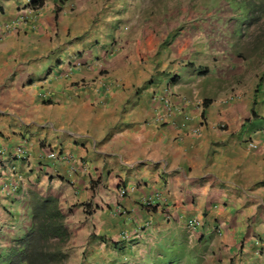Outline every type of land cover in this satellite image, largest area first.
Listing matches in <instances>:
<instances>
[{
    "label": "crops",
    "instance_id": "0c3cea01",
    "mask_svg": "<svg viewBox=\"0 0 264 264\" xmlns=\"http://www.w3.org/2000/svg\"><path fill=\"white\" fill-rule=\"evenodd\" d=\"M30 1L0 0V24ZM108 13L105 0H45L0 39V149H29L0 157V257L31 229L37 192L66 214L65 264H163L168 241L187 248L179 263L264 264V76L196 63L181 31L148 29L141 65L140 38L119 37ZM198 215L222 233L190 232L182 219Z\"/></svg>",
    "mask_w": 264,
    "mask_h": 264
},
{
    "label": "rangeland",
    "instance_id": "374dc122",
    "mask_svg": "<svg viewBox=\"0 0 264 264\" xmlns=\"http://www.w3.org/2000/svg\"><path fill=\"white\" fill-rule=\"evenodd\" d=\"M105 1L107 12L109 10L108 17L113 18V30L118 31L119 37L128 34L135 41L140 38L143 45L138 52L139 58L143 60L141 65L146 64L144 53L149 40L148 29H155L159 36L166 34V31H181L183 37L194 43L195 51L198 52L196 63H202L208 68L222 59L233 66L229 69L236 70L237 66L242 69L239 79L247 77L250 80L264 76V12L260 18L253 12L264 7V0ZM111 10L116 18L111 15ZM252 17L258 18L250 21ZM170 40L169 37L167 42ZM116 42L118 46L122 42L121 38ZM110 48L111 44L107 45V49ZM135 49L134 45L129 47L131 53H135ZM179 246L173 241L162 245L166 254L163 264L195 263L188 258L179 263L180 253L187 250ZM203 261L198 264H215L212 258Z\"/></svg>",
    "mask_w": 264,
    "mask_h": 264
},
{
    "label": "trees",
    "instance_id": "16d2710c",
    "mask_svg": "<svg viewBox=\"0 0 264 264\" xmlns=\"http://www.w3.org/2000/svg\"><path fill=\"white\" fill-rule=\"evenodd\" d=\"M28 5L41 8L45 0H31ZM59 10L57 8V13ZM253 12L260 18L264 7ZM258 17H252L250 21ZM29 205L32 227L23 238L13 241L7 254L0 257V264H65L69 257L67 246L71 234L59 199L31 192Z\"/></svg>",
    "mask_w": 264,
    "mask_h": 264
},
{
    "label": "built area",
    "instance_id": "2783aa9c",
    "mask_svg": "<svg viewBox=\"0 0 264 264\" xmlns=\"http://www.w3.org/2000/svg\"><path fill=\"white\" fill-rule=\"evenodd\" d=\"M24 20H25L24 16H20L17 20L0 24V39L2 37H4V35H6V33L17 29L19 24L21 22H23ZM80 64L81 63H78V65H80ZM249 146H250V148H253V149L257 148V145L254 142H250ZM5 155L7 156L6 159H4ZM28 156H29V149L26 148L25 146H22V145L13 147L11 149H8L7 147L6 148L3 147L0 149V157L3 159V161H4L3 163H5V161L7 159H11V160H13V162H15V160L17 161V159H24ZM49 157L56 159V160L63 161V162H71L73 164L72 171L76 172L78 170L77 165L75 163V159L71 155H67V154H63V153H59V152H55V151H50ZM3 163L0 164L1 173H4L3 168L5 165ZM15 170H17L16 167L12 166V174L10 175V178L11 177L15 178V180L11 182V185H13V188H16L18 186V183L16 180L21 178V176H18V178L16 177L17 171H15ZM125 192H126V190H122L121 194H124ZM144 202L147 203V202H149V200L145 199ZM182 221H183L185 227L190 232H193V233H196V232L200 231L201 229H204V227L206 228V230H211L213 232H216L217 234L222 233L223 225L219 224L218 226L215 225V226L209 228L206 225V222L203 219V217L199 216V215L194 216V217H189L187 219H182ZM262 242H264V240Z\"/></svg>",
    "mask_w": 264,
    "mask_h": 264
},
{
    "label": "clouds",
    "instance_id": "9594fccd",
    "mask_svg": "<svg viewBox=\"0 0 264 264\" xmlns=\"http://www.w3.org/2000/svg\"><path fill=\"white\" fill-rule=\"evenodd\" d=\"M69 6L71 7L70 9H67V10H65L67 13L68 12H72V10H73V5H71V4H69ZM60 8V7H59ZM38 9H40V8H35V7H32V6H29L28 5V8H27V12L25 13V14H21L20 16H24V18H25V20L23 21V22H21L19 25H21V24H23V23H25L26 21H29V19L30 18H32V19H35L36 18V14H35V11L36 10H38ZM59 11H61V8H60V10ZM58 11V12H59ZM29 13V14H28ZM30 15V16H29ZM19 16V17H20ZM18 17V18H19ZM31 20V19H30ZM117 40L116 39H114V40H112L109 44H111V48L110 49H107L106 48V50H105V57L103 58V63H104V60L106 59V58H109V57H111L112 55H114L118 50H119V45L118 46H116L117 44H118V42H116ZM108 44V45H109ZM77 65H78V63H81V62H78V61H76L75 62ZM82 64V63H81ZM204 73H206V69H204V71H203ZM164 92L165 93H169V89H167V88H165V90H164ZM171 101L169 100H167V107H168V109H170V106H171ZM185 125V124H184ZM198 131V130H197ZM251 142H253V141H251ZM250 147V146H249ZM251 149H253V148H251ZM256 149V148H255ZM55 152H57V151H55ZM59 153H62V152H59ZM48 156H49V154H48ZM27 158V157H26ZM53 159V158H52ZM56 160V159H55ZM3 174V173H2ZM21 179V178H20ZM20 179H18V180H16L17 181V183H18V186L16 187V188H13V185H9L10 187L9 188H11L12 190H14V191H16L18 188H19V183H20ZM122 195H125V193L124 194H122ZM203 217V216H202ZM204 219V218H203ZM205 220V219H204ZM206 222V221H205ZM197 233V232H196Z\"/></svg>",
    "mask_w": 264,
    "mask_h": 264
}]
</instances>
